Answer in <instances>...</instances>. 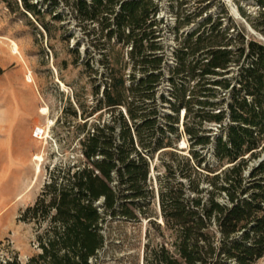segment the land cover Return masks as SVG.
I'll return each instance as SVG.
<instances>
[{
  "label": "trees",
  "instance_id": "trees-1",
  "mask_svg": "<svg viewBox=\"0 0 264 264\" xmlns=\"http://www.w3.org/2000/svg\"><path fill=\"white\" fill-rule=\"evenodd\" d=\"M4 1L46 32L45 17L60 20L59 5L69 7L94 25L103 68L96 84L98 70L84 60L95 104L70 106L82 121L80 158L54 166L18 217L47 225L26 264H91L108 220L140 217L165 232L163 242L145 244L142 264L264 258V42L247 30L264 36V0L254 15L238 7L245 25L220 0H166L173 66L160 40V0ZM153 200L158 213L148 210Z\"/></svg>",
  "mask_w": 264,
  "mask_h": 264
},
{
  "label": "rangeland",
  "instance_id": "rangeland-1",
  "mask_svg": "<svg viewBox=\"0 0 264 264\" xmlns=\"http://www.w3.org/2000/svg\"><path fill=\"white\" fill-rule=\"evenodd\" d=\"M220 1L244 25L238 7L251 15L257 11L255 0ZM160 6V40L167 64L173 66L174 15L166 0H160ZM57 12L60 20L45 17L49 25L46 32L29 14L12 12L0 0V140L4 146L7 143L0 160V263L16 256L26 264L38 252L35 236L47 229L46 223L37 228L18 217L41 193L54 166H72L80 158L77 139L82 135L78 128L82 121L80 117L73 118L70 106L79 112L78 101L83 107L95 104L91 95L94 75L85 69L84 60H91L94 70H98L96 84L103 80V68L98 62L101 52L89 34L94 25L84 27V22L80 23L63 3ZM247 30L264 42V36L248 26ZM168 89V84L163 83L162 91ZM101 91L102 88L99 97ZM108 116L105 112L104 117ZM37 128L43 130L39 137H35ZM177 145L183 149L184 138ZM35 155L41 157L40 161ZM148 210L159 212L156 200ZM101 233L106 240L91 264H142L145 244L161 243L165 235L144 217L138 221L108 220ZM256 264H264V258Z\"/></svg>",
  "mask_w": 264,
  "mask_h": 264
},
{
  "label": "bare ground",
  "instance_id": "bare-ground-1",
  "mask_svg": "<svg viewBox=\"0 0 264 264\" xmlns=\"http://www.w3.org/2000/svg\"><path fill=\"white\" fill-rule=\"evenodd\" d=\"M46 110V108H42L41 109V111H45ZM38 133H40V134H43V130L41 129V128H37V134ZM183 144V143H182ZM34 158L36 159V160H39L40 161V159H41V157L39 156V155H35L34 156ZM39 171V167H38V165H36V172H38Z\"/></svg>",
  "mask_w": 264,
  "mask_h": 264
},
{
  "label": "crops",
  "instance_id": "crops-1",
  "mask_svg": "<svg viewBox=\"0 0 264 264\" xmlns=\"http://www.w3.org/2000/svg\"><path fill=\"white\" fill-rule=\"evenodd\" d=\"M1 139H2V136H1ZM5 147H7V143H5V146H4L2 140H0V160L2 159V152Z\"/></svg>",
  "mask_w": 264,
  "mask_h": 264
},
{
  "label": "built area",
  "instance_id": "built-area-1",
  "mask_svg": "<svg viewBox=\"0 0 264 264\" xmlns=\"http://www.w3.org/2000/svg\"><path fill=\"white\" fill-rule=\"evenodd\" d=\"M35 137H39V134L35 133Z\"/></svg>",
  "mask_w": 264,
  "mask_h": 264
}]
</instances>
